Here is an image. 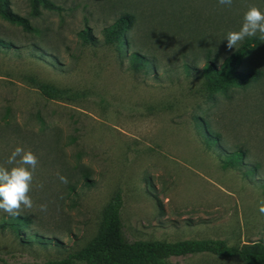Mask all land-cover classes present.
<instances>
[{
  "label": "rangeland",
  "instance_id": "rangeland-1",
  "mask_svg": "<svg viewBox=\"0 0 264 264\" xmlns=\"http://www.w3.org/2000/svg\"><path fill=\"white\" fill-rule=\"evenodd\" d=\"M51 1L62 11L34 17L28 0H10L33 32L0 18V165L8 166L16 147L39 161L34 206L16 217L26 226L14 230V218L0 212V264H39L82 249L117 191L127 240L262 241L264 76L211 100L200 71L208 51L229 54L227 33L240 29L250 6L264 12V0L230 7L218 0ZM126 11L139 20L128 34L130 52L152 60L147 74L102 44L104 28ZM86 26L96 46L81 43ZM186 63L196 70L186 72ZM244 66L264 73V41ZM45 87L62 95L49 98ZM207 125L218 143L206 144ZM237 150L258 167L255 175L223 168V155ZM171 262L244 264L209 254Z\"/></svg>",
  "mask_w": 264,
  "mask_h": 264
},
{
  "label": "trees",
  "instance_id": "trees-1",
  "mask_svg": "<svg viewBox=\"0 0 264 264\" xmlns=\"http://www.w3.org/2000/svg\"><path fill=\"white\" fill-rule=\"evenodd\" d=\"M28 2L31 15L34 17L39 16L41 9L54 12L62 11L51 0H28ZM0 18L21 27L26 32L34 31L27 18L11 10L10 0H0ZM138 21L137 16L132 12L121 13L111 25L104 28L102 44L113 47L121 57L127 58L132 71L147 74L154 68L152 60L140 51L130 52L132 43L128 34ZM78 37L83 45L96 46L99 44L87 26L78 34ZM260 43L258 35L246 38L238 45L234 53L224 56L225 59L220 64H217L220 58L212 56L210 51L204 55L205 62L200 73L204 79L208 99L212 100L215 95L226 94L229 90L244 88L263 78V71L244 66L247 58ZM184 67L186 72L196 70L187 63ZM42 91L52 99L62 95V91L46 87ZM202 136L207 145L216 144L219 141L218 136H214L208 130V125L204 127ZM245 157L246 153L243 150L223 155L222 166L231 169L241 167L245 170V176L255 175L258 167L245 164ZM261 187L264 194V182ZM122 207V193L117 191L103 211L102 222L97 234L82 249L69 253L62 259L49 260L39 264H174L171 262L172 258L199 254L237 259L244 264H264V239L260 242L245 244L242 247L229 246L224 240L218 239L178 242L127 240L123 233ZM26 224L27 222L23 219L14 218L11 227L16 231H21Z\"/></svg>",
  "mask_w": 264,
  "mask_h": 264
},
{
  "label": "clouds",
  "instance_id": "clouds-1",
  "mask_svg": "<svg viewBox=\"0 0 264 264\" xmlns=\"http://www.w3.org/2000/svg\"><path fill=\"white\" fill-rule=\"evenodd\" d=\"M233 0H218V5L230 7ZM264 41V12L256 6H250L243 15L238 31L227 33L223 43L226 53H234L235 49L246 38L257 37ZM221 57L219 63H223ZM38 158L29 150L16 147L6 160L7 167L0 165V212L9 217H19L22 212L33 208L30 196L34 182V174L38 167ZM61 183L67 184L65 176H58ZM38 187L43 188L40 184ZM41 212H47V205L39 206ZM260 215L264 216V201L258 206Z\"/></svg>",
  "mask_w": 264,
  "mask_h": 264
}]
</instances>
